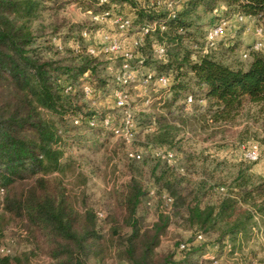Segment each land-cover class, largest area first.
Wrapping results in <instances>:
<instances>
[{
  "label": "trees",
  "instance_id": "16d2710c",
  "mask_svg": "<svg viewBox=\"0 0 264 264\" xmlns=\"http://www.w3.org/2000/svg\"><path fill=\"white\" fill-rule=\"evenodd\" d=\"M49 1L67 0H0V207L3 216L19 223L18 232L31 245L27 251L0 253V264H28L30 256L38 254L48 256L52 264H88L91 257L103 263L111 249L125 264H206L204 239L195 236L184 242V248L178 242L173 253L156 250L173 223L212 236L217 249L230 243L229 255L242 250L253 228L264 224V179L253 173L250 164H232L234 175L220 191L208 178L193 179L184 171L194 166L193 150L183 148L186 164L180 167L156 157L151 173L160 201L156 218L147 225L136 209L148 190L135 174L124 187L114 189V205L120 214L110 211L112 220L106 232L97 227L98 209L86 202L76 205L80 194L59 174L67 165L61 142L63 136L70 137L63 126L67 117L81 113L82 88L78 90L77 85L84 79L93 83L99 62L82 50L69 54L56 48L38 51L33 23ZM81 1L87 6L94 2ZM107 2L98 0L99 5ZM238 13L256 16L264 25V0H186L173 15L149 2L137 8L135 20L156 19L166 24L165 29L148 34L166 43V59L144 58V64H154L155 73L174 72L170 87L164 89L169 94L157 106L166 111H153L159 123L154 131L146 132V140L181 143L178 127L167 113L188 94L208 103L206 112L192 115L202 128L233 122L246 102H255L264 111V50L246 43L242 53L249 57L241 62L223 54L233 51L232 40L220 52L204 50V43H197L207 26ZM68 84L71 89L65 92ZM141 122L145 124L144 119ZM180 122L188 124L186 117ZM206 174L213 177L212 171ZM162 191L171 197L170 202L159 197ZM126 226L128 231H124Z\"/></svg>",
  "mask_w": 264,
  "mask_h": 264
},
{
  "label": "rangeland",
  "instance_id": "374dc122",
  "mask_svg": "<svg viewBox=\"0 0 264 264\" xmlns=\"http://www.w3.org/2000/svg\"><path fill=\"white\" fill-rule=\"evenodd\" d=\"M129 1L131 0H109L106 4L99 5L98 0H94L90 6L81 0H67L62 3L47 2V6L33 23L38 34L35 42L38 51L43 53L56 48L61 54H69L71 50L75 52L76 43L80 45L82 51H85L89 45L98 47L104 32L120 39L124 45H129L132 38L140 35V26L145 21L138 17L135 20L137 10L134 16L132 10L134 6ZM143 1L144 4L149 2L148 0ZM106 9H109L110 13L102 15ZM119 15L134 16L132 25L127 29L117 26L114 17ZM254 23V21H249V28H247V22L234 21L222 39L224 43L218 46L219 41L211 50L220 52L222 48L226 49V44H230L229 40H232L235 44L233 51L231 53L224 51L223 54L226 58L233 56L241 62L247 61L249 56L243 57L242 49L245 50L246 43L254 39L256 34ZM256 23L260 21L257 20ZM83 30H87V35H83ZM203 31V35L197 38L198 44L204 43L205 30ZM155 42L160 41L154 36L147 35L144 44L135 50H138L144 58L158 60L153 52L152 44ZM160 43L166 45L164 42ZM58 45H61V48ZM93 57L99 62V69L93 77V83L84 79L81 84L77 85L78 90H81L83 84L87 82L92 86L93 92L85 95L81 90L82 120L75 123L73 117H67V122L63 126L70 137L63 136L61 142L64 161L67 165L59 174L63 176V181L67 186L80 194L76 201L77 206L86 202L94 210L99 209L104 212V217L99 218L97 225L102 232H106L111 224V215L108 217L110 211L120 214L114 205V189L124 187L132 174L139 176L146 190L149 187L158 186L154 183L151 173V167L157 159L153 155L154 147L173 150L175 159L171 163L178 167L186 164L183 148L193 150L195 153L194 166L187 167V170L184 168V171H188L193 179L208 178L211 183L218 185L216 190H225L228 179L235 172L232 164L236 163L250 164L253 173L263 176L264 179V159L249 161L243 157V150L250 142H258L264 147V127H262L264 111H260L257 103L246 102L242 112L233 122H215L202 128L193 122L192 115L198 116L206 112L207 101L203 100V103H200L195 100L187 104L185 99L183 102L179 99L178 103L171 106L170 113L167 111V116L171 122L176 123L177 137L181 138V143L174 142L171 145L153 143L146 140L145 134L154 131L158 126L159 122L153 111H166L163 107L157 108V106L168 96L169 92L155 85L144 87L137 81L120 87L115 81L114 74L120 66L121 56L100 50ZM154 69H157L154 64L145 61L141 72L154 71ZM86 76H89V72ZM116 87L126 89L127 105L134 114L135 127L131 140H126L122 134L114 133L102 123L103 117L106 116H111L113 122L122 121L123 112L114 104L113 89ZM146 99L149 101L147 102ZM144 113L150 116L147 118ZM181 116L187 118V125L180 122ZM91 117L96 118L95 125L86 122ZM143 119L145 124L141 122ZM74 124H78L79 128H73ZM135 152H140L141 157L134 158L131 154ZM207 171H212L213 177L209 178ZM148 198V195L145 196V199ZM145 199L138 205L136 214L142 218L143 224L147 225L156 218L157 204L160 199L158 196L151 198L150 205L145 203ZM2 200L3 193L0 191V206ZM1 212L0 207V247L4 246L7 250L17 252L27 251L31 245L27 238L18 232L16 225L19 223L14 224L16 220H8ZM259 225L253 228L254 233L243 249H236L232 255L228 254V249L231 248L230 243H228V249H217V246L213 244L214 238L203 234L204 241H201L205 242L203 244L207 251L206 256H208L206 264H264V224L259 223ZM128 229L127 226L124 227V231ZM197 230L201 231L173 223L166 234L161 237L156 250L173 253L178 242L193 239ZM209 255H214V258ZM102 262L97 263L93 257L88 260V264H125V260L119 257L114 249L108 250ZM28 264H52V262L45 254H38L35 257L30 256Z\"/></svg>",
  "mask_w": 264,
  "mask_h": 264
},
{
  "label": "built area",
  "instance_id": "2783aa9c",
  "mask_svg": "<svg viewBox=\"0 0 264 264\" xmlns=\"http://www.w3.org/2000/svg\"><path fill=\"white\" fill-rule=\"evenodd\" d=\"M108 0H99V2H106ZM135 5L132 8L134 12V16L136 13L137 8L140 6H144L143 0H133ZM149 3L156 8H162L165 9L168 13V15H173L175 13V10L180 9L184 2L186 0H148ZM109 14V9L104 10L102 15ZM134 16H115L114 21L116 22L117 26L122 28H128L132 25ZM97 17V15H95ZM232 20L235 22H248L254 21L255 23V36L254 39L250 42V46L253 49L257 50H264V25L260 21V23H256L258 18L256 16H250V15H244L241 13L234 14L231 17L228 18H220L214 23L207 26L205 29L204 34V50H208L211 48H214L220 40H222L228 30L230 29V26L232 25ZM166 24L163 21H159L156 19L148 20L144 22L140 26V35L132 38L130 40L129 45H124V43L117 39L116 37L111 36L109 33L104 32L101 35L100 38V45L97 47L95 45H89L85 49L87 53H89L92 56H96L98 51H103L106 53L116 54L121 56V63L119 68L114 74V78L117 84L119 86H127L131 82H139L142 86L147 87L148 85L151 86H158L163 89H167L170 87L172 81L174 80V72L172 70H168L161 73H155V71L147 70L145 72H141V67L144 65V57L143 55L138 51L135 50V48H138L139 46H142L145 42L146 36L154 32L157 29H165ZM249 28V25L247 26ZM83 35H87V30L82 31ZM153 46V52L154 55L158 59L165 60L167 57V50L166 46L163 43L155 42L152 44ZM59 48H61V45H58ZM75 52L81 51L80 45L75 44L74 47ZM242 56L245 57L246 53H242ZM135 63H132L134 62ZM71 89V85L68 84L65 86L64 91L68 92ZM82 90L85 95L91 94L93 92L92 86L85 82L82 86ZM113 97H114V104L118 108H120L123 112V117L121 122H113V119L111 116L103 117L102 123L104 126L110 128L113 130L114 133H119L124 136L126 140H131L132 135L134 133V114L130 110V107L127 105V99H128V93L126 92L125 88H118L116 87L113 89ZM204 99H199L198 101L200 103H203ZM148 102L149 99H146ZM195 101V98L193 95L188 94L185 97V103L190 104L191 102ZM82 114H78L77 116L73 117L75 123H79L82 120ZM91 125H95L96 118H88L87 121ZM153 155L156 157H160L161 159L166 160L168 163H171L175 159V153L173 150L169 148L164 147H154L152 149ZM134 158H140L141 153L135 152L131 154ZM243 157L247 160H258V159H264V147H262L258 142H250L245 149L243 150ZM148 196L150 197L148 200V204H151V198L157 196V189L155 186L148 188ZM159 197L163 199L165 202H170L171 197L166 193V191H162L159 194ZM168 207L166 208V211H168ZM99 218L104 217V212L102 210L96 211ZM196 239L203 240V233L201 231L196 232L195 234ZM185 243L180 242L179 248H184ZM9 250H7L4 246L0 247V252L3 254L7 253ZM209 257L214 258V255H209Z\"/></svg>",
  "mask_w": 264,
  "mask_h": 264
},
{
  "label": "crops",
  "instance_id": "0c3cea01",
  "mask_svg": "<svg viewBox=\"0 0 264 264\" xmlns=\"http://www.w3.org/2000/svg\"><path fill=\"white\" fill-rule=\"evenodd\" d=\"M199 105H202V104H199Z\"/></svg>",
  "mask_w": 264,
  "mask_h": 264
}]
</instances>
